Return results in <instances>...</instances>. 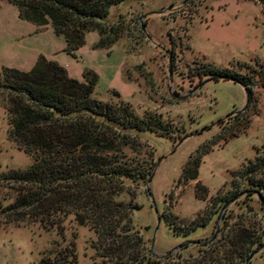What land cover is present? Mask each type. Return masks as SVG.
<instances>
[{
    "label": "rangeland",
    "instance_id": "obj_1",
    "mask_svg": "<svg viewBox=\"0 0 264 264\" xmlns=\"http://www.w3.org/2000/svg\"><path fill=\"white\" fill-rule=\"evenodd\" d=\"M93 25L84 44L68 53L51 25L21 20L16 6L0 0V74L5 67L27 72L43 56L78 81L93 72V98L124 104L139 118L160 120L156 131L134 133L137 144L123 150L152 175L125 182L118 198L133 206L132 231L147 253L151 249L161 259L159 255L183 244L219 240L226 225L252 227L264 238V212L257 195L245 190L248 176L264 180V168L248 173L264 155L259 73L251 79L250 105L243 86L197 77L210 64L239 73L264 69V0H125ZM241 63L250 66L241 69ZM1 93L0 88V178L33 161L9 137L2 107L6 95ZM196 158L197 179L185 180V169ZM149 178L152 198L146 190ZM7 187L0 180V201L8 196ZM233 196L223 207L215 201ZM95 241L94 232L69 221L63 234L38 223L2 224L0 264H38L47 253L71 249L76 259L70 264H93L99 260ZM248 264H264V246Z\"/></svg>",
    "mask_w": 264,
    "mask_h": 264
},
{
    "label": "trees",
    "instance_id": "obj_2",
    "mask_svg": "<svg viewBox=\"0 0 264 264\" xmlns=\"http://www.w3.org/2000/svg\"><path fill=\"white\" fill-rule=\"evenodd\" d=\"M4 1L17 7L19 19L37 26L51 25L64 38L65 50L73 53L84 44L85 33L94 30L93 21L104 19L112 6L125 0ZM97 46L104 44L99 40ZM254 70L239 73L210 64L197 77L243 86L250 105L255 73L264 86V69ZM66 72L40 56L27 72L5 67L0 74L9 137L33 158L27 168L11 170L0 178L9 189L0 201V225L38 223L61 234L67 221L85 226L96 236L94 249L99 260L93 264H246L264 246L262 234L256 235L252 227L226 225V234L219 240L183 244L161 259L151 249L147 253L142 239L132 231L133 206L118 198L126 189L125 182H142L153 172L142 168L139 161L134 163L123 150L137 144L134 133L154 131L161 122L155 116L139 118L124 104L113 106L93 98V72H85L83 81ZM199 165V159H193L184 179L196 180ZM262 168L264 155L250 165L248 173ZM247 179L250 185L245 190L257 195L256 202L264 212V180ZM234 199L215 201L223 207ZM72 259H76L73 249L53 256L47 253L38 264H70Z\"/></svg>",
    "mask_w": 264,
    "mask_h": 264
},
{
    "label": "water",
    "instance_id": "obj_3",
    "mask_svg": "<svg viewBox=\"0 0 264 264\" xmlns=\"http://www.w3.org/2000/svg\"><path fill=\"white\" fill-rule=\"evenodd\" d=\"M149 182H151V178H149L148 181L146 182V190H147V192H148L150 198H152V195H151L150 190H149V187H148ZM180 247H181V246H178V247L175 248V249L173 248V249L170 250L169 252H167V253H165V254H162V255H159L158 257L163 258V257H165V256H167V255H169V254L175 253V252L179 251ZM255 253H256V252H255ZM255 253H254V254H255ZM254 254H252L251 257H253ZM251 257L249 258V260L251 259ZM249 260L247 261L246 264L249 263Z\"/></svg>",
    "mask_w": 264,
    "mask_h": 264
}]
</instances>
